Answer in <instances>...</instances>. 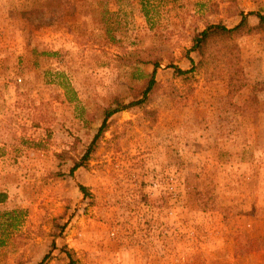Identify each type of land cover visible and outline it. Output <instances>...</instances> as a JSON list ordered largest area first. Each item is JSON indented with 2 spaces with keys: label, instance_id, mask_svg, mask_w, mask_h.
<instances>
[{
  "label": "rangeland",
  "instance_id": "obj_1",
  "mask_svg": "<svg viewBox=\"0 0 264 264\" xmlns=\"http://www.w3.org/2000/svg\"><path fill=\"white\" fill-rule=\"evenodd\" d=\"M263 3L0 0V211H21L0 264H264V33L236 38L255 99L174 72Z\"/></svg>",
  "mask_w": 264,
  "mask_h": 264
},
{
  "label": "trees",
  "instance_id": "obj_2",
  "mask_svg": "<svg viewBox=\"0 0 264 264\" xmlns=\"http://www.w3.org/2000/svg\"><path fill=\"white\" fill-rule=\"evenodd\" d=\"M258 22L252 25L248 22L247 16L242 15L240 20L232 25L227 26L222 22L207 24L203 29L197 31L191 41L190 48L187 54L194 52L197 55L198 60L194 63L190 59L191 67L189 69H181L174 66V72L177 75H185L192 72L195 69H203L205 74L208 76L219 77L221 72H226L227 74V92L230 95H235L239 90L244 88L248 84L247 79L244 76V70L240 62V47L236 43V38L245 33L249 34L252 32L264 33V13H257ZM155 71L156 65L149 75L145 83V87L142 90V98L131 101L125 106H120L117 99L113 102L116 104L115 107L109 106L104 113V119L99 127L100 131L104 130L106 125V120L115 112L122 108H126L133 105H141L143 99L154 87L155 81ZM249 97L251 99L256 98V84L250 85ZM248 97V99H249ZM250 101V100H249ZM98 134V133H97ZM96 141V136H94L90 147L85 153V158L93 149L92 146ZM94 147V146H93ZM81 163H76L71 171H74ZM81 191L85 192V187L79 185ZM203 189H206V193ZM195 196L197 204L201 209H207L209 202L211 201V192L207 189L206 185H195ZM8 195L5 191H0V203L6 201ZM21 218V211L19 209H7L0 211V247L7 243L9 236L16 231L19 226ZM67 255V264H79L77 258L72 254V251L66 246L61 249Z\"/></svg>",
  "mask_w": 264,
  "mask_h": 264
},
{
  "label": "crops",
  "instance_id": "obj_3",
  "mask_svg": "<svg viewBox=\"0 0 264 264\" xmlns=\"http://www.w3.org/2000/svg\"><path fill=\"white\" fill-rule=\"evenodd\" d=\"M263 1H264V0H263ZM262 5H263V7H264V3H263ZM259 12H264V8H263V10H259ZM259 12H258V13H259ZM255 13H257V11H256ZM255 13H254V14L251 13V14L248 15V20H249V22H251V23H256L257 16H256Z\"/></svg>",
  "mask_w": 264,
  "mask_h": 264
}]
</instances>
